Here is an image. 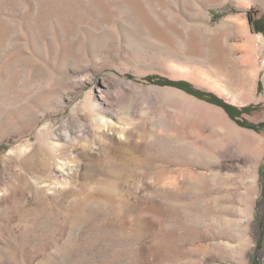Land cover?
I'll list each match as a JSON object with an SVG mask.
<instances>
[{
  "label": "rangeland",
  "instance_id": "1",
  "mask_svg": "<svg viewBox=\"0 0 264 264\" xmlns=\"http://www.w3.org/2000/svg\"><path fill=\"white\" fill-rule=\"evenodd\" d=\"M263 123L264 0H0V264H264Z\"/></svg>",
  "mask_w": 264,
  "mask_h": 264
},
{
  "label": "trees",
  "instance_id": "2",
  "mask_svg": "<svg viewBox=\"0 0 264 264\" xmlns=\"http://www.w3.org/2000/svg\"><path fill=\"white\" fill-rule=\"evenodd\" d=\"M147 80L151 81L152 79L149 77V78H147ZM159 83L160 84H163V85L175 86V87L181 88V89H183L185 91H189V92H192V93L195 92L197 95H199L201 97H204V98L206 97V95L192 90L191 86L188 83H184V82H173V81H168V80L159 81ZM210 96H211L212 99H216V97H214L213 95H210ZM213 102L217 103V101H213ZM223 107L226 108V109H228V110L236 109V108L230 107V106L225 105V104H224ZM248 108H244L243 110H247V112H248L250 110ZM248 127H250L251 129H255V130H261V129H264V123L263 124H259V125H254L253 124V125H249Z\"/></svg>",
  "mask_w": 264,
  "mask_h": 264
}]
</instances>
